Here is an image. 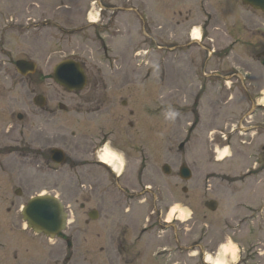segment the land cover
I'll return each instance as SVG.
<instances>
[{
    "label": "rangeland",
    "instance_id": "374dc122",
    "mask_svg": "<svg viewBox=\"0 0 264 264\" xmlns=\"http://www.w3.org/2000/svg\"><path fill=\"white\" fill-rule=\"evenodd\" d=\"M192 1L205 2L0 0V61L5 63L0 73V114H26L28 129L16 127L12 136L19 139L21 129L26 130L29 153L28 165L19 160L0 171V264H117L120 241L132 243L141 229L143 233V228L151 227L156 241L147 243L146 234L138 242L140 248H151L150 257L164 259V249L179 251L183 246L184 253L190 251L189 256L183 254L189 264H202L203 253L190 249L199 245L212 254L230 236L238 244L237 264H264V180L249 184L244 176L255 162L254 146L264 142L248 133L247 91L226 69L217 85H212L214 80L205 83L202 74H191L185 63L173 64L166 48L169 21L184 22L181 7ZM95 2L92 9L97 11L92 12ZM208 2L221 13V28L225 23L230 26L234 16L221 18V8ZM111 4L122 10H111ZM198 13L194 15L200 19ZM93 17L98 21L95 26L87 22ZM240 24L245 25L242 20ZM106 34H115V39ZM227 43L222 42L223 48ZM21 57L38 66L27 80L14 65ZM67 60L78 62L88 77L82 91L69 92L54 80H45ZM228 63L224 68L231 66ZM107 67H119L120 73L108 75ZM172 77L178 78L173 90ZM91 81L105 86L94 90ZM36 96L46 98L45 108L33 104ZM60 105L66 109L59 110ZM169 105L180 113L175 122L164 119ZM260 123L264 124V115L252 124ZM106 142L126 156V166L118 173L93 166L95 150L102 152ZM12 145L17 146L14 141ZM52 149L66 155L65 165L52 163ZM225 149L227 154L218 159ZM165 165L170 166V175L163 172ZM182 165L192 171V180H181ZM17 190L21 196H16ZM42 194L65 206L69 214L65 240L27 229L21 210ZM207 201L219 203L215 214L204 208ZM151 203L157 208L150 217ZM177 203L191 214L181 219L178 212L169 220ZM91 211L99 214L95 222L88 217ZM178 226L187 229L186 236L181 230L176 234ZM67 240L72 247H67ZM58 250V257L51 256Z\"/></svg>",
    "mask_w": 264,
    "mask_h": 264
},
{
    "label": "flooded vegetation",
    "instance_id": "af4514ba",
    "mask_svg": "<svg viewBox=\"0 0 264 264\" xmlns=\"http://www.w3.org/2000/svg\"><path fill=\"white\" fill-rule=\"evenodd\" d=\"M204 1L205 2L203 3L192 1L190 3L182 5L185 7H181L179 14L181 16L182 12L184 13L183 14V16L185 17L184 22L178 25L176 23L174 25L173 19L169 21L168 24L169 28L168 31H166L167 33H169V36H167L169 41L166 46L169 56H172L171 59L173 64L175 62H179L183 64L185 63L188 69L191 70L192 72L191 74L196 75L197 72H200L203 76L202 80H204V82L207 84H212V80H214V84L212 85H217V83L221 78L220 72L226 69L227 73L235 77L238 83L241 84V86L244 85V87L243 86L242 87L245 91H247V96L249 98L248 100H250L248 107L249 109L244 115V119L247 118L249 124L248 133L251 136H259V140L264 142V132L262 131L263 133L260 134V130L262 129L264 130V124L261 123L258 125L252 124L255 122L257 117L261 118L264 115V105H263L264 103H262V100L264 99V87H263L264 86V11L259 7H254L253 4L256 5V3L253 2L248 3V1L245 0H230L228 3L226 2L227 4L221 0H213L215 8L220 7L222 10L221 18L225 17L226 15H229L230 13L232 18L234 16L233 22H231L230 26H228V24L225 23L224 28H221L220 26L221 19L218 21V13L219 14L221 13L216 9L213 10L214 7H212V5L208 2V0H204ZM257 4H261L262 7L264 8V2ZM186 5L188 6L186 7ZM226 5L227 7L225 8ZM104 7L107 8L106 5L103 4L102 8ZM111 7H112L111 10L114 11L122 10L120 7L115 6L114 4ZM231 8H233L234 10L230 12L229 9ZM195 11H201V14L198 13L200 19H198V17L194 15ZM175 15L177 16V12L175 13ZM140 17L141 16L137 17L138 21ZM240 20H242L245 23L243 27H241ZM171 27L173 29L171 32H169ZM195 31L198 32L199 38L194 37ZM171 35H174L175 37L172 38ZM105 36L109 40L115 39L114 38L115 34L113 35L106 34ZM175 38H178L177 42H174ZM222 42L224 43L228 42L225 48H223ZM211 43L214 45H211ZM195 52H199L200 54L199 57L193 56ZM177 53L180 54L179 57L174 56ZM21 60H27V59L21 57L17 59L15 63ZM228 61L232 62L231 66L230 65L225 66L224 68L223 65L225 63H228ZM4 64H5L4 62L0 61V73H2V69H4L3 68ZM107 69L109 70V72L106 73L108 75L117 76L120 73L119 67H114V68L107 67ZM260 73H263V75ZM35 74H33L32 76H34ZM29 77L30 76L22 77V79L27 80ZM177 79L178 78L174 79V77L171 78L170 87L172 90L174 89V86L176 84L175 80ZM260 79H261V83H259ZM198 83L205 85V83L199 80ZM224 83H227L225 79H224ZM90 85L93 87L94 90H97L98 88L105 86V83L91 81ZM1 105H2V100H0V106ZM37 120L38 119L35 117L33 121H37ZM27 124H28V117L26 116V114H20V113L0 114V171L6 172L8 169L14 167L15 164H18L19 160L22 161L23 166L29 164V153L27 148L28 132L26 130H22V129H28ZM19 126H21L22 128L19 139L17 138L14 139V137L12 136L14 128ZM13 141L17 146L14 147V145H12ZM248 142H249L248 145L250 147L254 145L253 143H251L253 142L251 141V139ZM263 144L257 143V145H255L253 148L254 154L252 155V158L254 159L255 162L254 164L249 165L250 169H248L246 171V174H244L245 179L247 180V183L249 182V184L256 183L257 185H260V183L264 180V145ZM97 150L98 148L95 150V153L93 154V156H95L97 159V164L95 163L93 164V166L103 167L102 165L104 164L101 163L100 160L97 158ZM16 154L20 155V159L15 158ZM244 180L241 179L240 182L244 183ZM5 187L8 186L5 185ZM3 190H7V188L1 189V197H5V191ZM185 191L188 192L187 189H184V192ZM254 192H252L253 195ZM15 194L16 196H21L22 193L19 190H17ZM140 198L141 196H139V199ZM208 203L209 202L207 201L204 204V208L206 210H207L206 204ZM217 204L219 208V203L217 202ZM186 205L188 208L189 207L188 204ZM148 207L151 217L153 216V213H156L157 206L156 204L151 203L149 204ZM81 209H84V205H82ZM18 210L19 209H17L16 211L18 212ZM262 212L263 210L259 211V213ZM215 213L210 212V214H215ZM92 216H96V219H98L99 214L97 211H91L90 214L88 215L89 219L95 222L96 220H93L91 218ZM162 221L164 224H169L167 220H162ZM176 221H178V219H176ZM180 230L183 234H185L184 236H186L187 229L184 228V226L180 227L179 229L178 226L175 229L176 234H178L177 232H179ZM140 234H141L140 236L138 234V237L134 239L132 243L126 242L127 240L125 238L123 239L122 242L120 241L119 253H118L119 258L117 260V264H189V259L183 258L184 256L183 254L189 256L190 254L187 253H190V251H188V247H187L186 251L188 252L184 253L183 246L181 247L182 250H179L181 251L180 252L181 255L177 254L179 252L177 249L174 250L164 249L162 251L164 252L162 253V255L163 256L166 255L164 259L157 258L156 256L157 254L150 257L151 248H149L148 250H145L144 248H140L141 245L138 242H140L142 237L145 236L146 234H148L146 238L149 241L147 243L152 244V242H150L152 239L156 241L157 238L154 237L155 233L153 232V228L151 227L149 230L143 228V233L141 229ZM65 239L66 236L64 239L61 240H65ZM66 243L68 248L72 247L73 243L70 240H67ZM202 249L201 246L198 245L196 249L192 248L190 250L192 251L198 250V252L203 253L204 258L202 260V264H207L205 260L207 250H202ZM216 251L217 250L213 251L212 254H214ZM59 254L60 253L58 250L56 253L51 254V256L58 257ZM176 254L178 255L177 256L178 258L177 257L173 258V256ZM18 256H19L18 253L13 254L15 260H18L17 259Z\"/></svg>",
    "mask_w": 264,
    "mask_h": 264
},
{
    "label": "water",
    "instance_id": "95a60500",
    "mask_svg": "<svg viewBox=\"0 0 264 264\" xmlns=\"http://www.w3.org/2000/svg\"><path fill=\"white\" fill-rule=\"evenodd\" d=\"M248 3L253 4L254 7H259L264 11V8L261 4L264 0H245ZM36 66L33 63L29 62H18L17 71L20 74L26 75L29 73H34ZM54 79L68 91H81L86 87V76L84 74L81 66L72 60H67L60 63L54 69ZM35 104L43 107L45 105V99L38 97L35 99ZM184 145L181 146L183 148ZM52 159L57 164H64L66 162L65 156L62 151L53 150ZM163 172L166 175L171 174V168L168 165L163 167ZM180 178L183 181H189L192 178L191 170L183 165L180 168ZM208 208L211 211L217 210V204L212 202L208 205ZM23 219L27 223L29 229L38 235H45L50 239L63 238V232L66 230L68 215L65 212V207L63 203L51 195L37 196L32 198L27 206L22 211ZM93 220L96 219V216L91 217ZM71 246V245H70Z\"/></svg>",
    "mask_w": 264,
    "mask_h": 264
},
{
    "label": "clouds",
    "instance_id": "9594fccd",
    "mask_svg": "<svg viewBox=\"0 0 264 264\" xmlns=\"http://www.w3.org/2000/svg\"><path fill=\"white\" fill-rule=\"evenodd\" d=\"M96 19V17H93ZM196 34V33H194ZM164 119L166 121L175 122L180 113L171 105L164 110ZM103 151L97 150V158L103 162H106L109 166L113 167L117 172L122 171L127 163L125 154L117 149L112 148L110 142H106L102 146ZM227 149L224 150V154H227ZM222 158L221 157H218ZM179 212L180 218H184L191 213L187 210H181V206L177 203L171 208L172 215H169L168 219L171 220L173 215ZM238 244L234 242L230 236L225 237V242L222 243L214 254H206L205 259L207 264H237L238 256Z\"/></svg>",
    "mask_w": 264,
    "mask_h": 264
},
{
    "label": "bare ground",
    "instance_id": "6f19581e",
    "mask_svg": "<svg viewBox=\"0 0 264 264\" xmlns=\"http://www.w3.org/2000/svg\"><path fill=\"white\" fill-rule=\"evenodd\" d=\"M91 24H97V21L95 20V19H92V21H91ZM194 33H196V34H194V37L195 38H199V34H198V32L197 31H195ZM86 86H87V84H88V80H87V77H86ZM82 91V90H81ZM73 92H75V91H73ZM262 103H264V99L262 100ZM219 155H220V157L222 156V158H220V159H223L224 158V153L222 152V153H219ZM100 162L101 163H103L104 165H106V166H109L106 162H103V161H101L100 160ZM110 168H112L113 169V171L115 172V173H118L113 167H111V166H109ZM193 175V174H192ZM192 179V178H191ZM43 195V194H42ZM41 195V196H42ZM40 196V195H39ZM169 215H172V213H170ZM238 255H239V253H238Z\"/></svg>",
    "mask_w": 264,
    "mask_h": 264
}]
</instances>
